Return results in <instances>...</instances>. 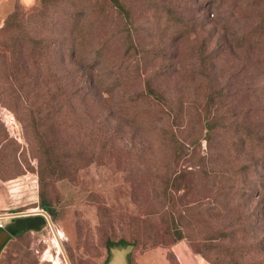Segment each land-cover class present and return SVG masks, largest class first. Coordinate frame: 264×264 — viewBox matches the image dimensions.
<instances>
[{
	"label": "rangeland",
	"instance_id": "obj_1",
	"mask_svg": "<svg viewBox=\"0 0 264 264\" xmlns=\"http://www.w3.org/2000/svg\"><path fill=\"white\" fill-rule=\"evenodd\" d=\"M127 1L129 15L107 0H56L45 14L55 29L15 22L23 36L37 30L66 45L61 54L50 44L59 54L40 76H9L0 50V214L44 201L63 234L58 246L45 219L12 237L0 264H55L48 251L64 264H105L108 240L122 239L132 258L162 249L181 264L171 248L183 241L206 264H264V0ZM38 5L0 0V29L16 8L28 15ZM72 14L89 35L84 63L101 62L97 71L68 54ZM81 72L114 91L91 101L53 94ZM147 80L182 107L177 120L138 99ZM208 97L218 114L209 141ZM168 124L180 126L179 148L160 137ZM195 133L200 143H189Z\"/></svg>",
	"mask_w": 264,
	"mask_h": 264
},
{
	"label": "trees",
	"instance_id": "obj_2",
	"mask_svg": "<svg viewBox=\"0 0 264 264\" xmlns=\"http://www.w3.org/2000/svg\"><path fill=\"white\" fill-rule=\"evenodd\" d=\"M107 1L111 4L114 9H116L117 12L129 15V4L127 0ZM54 3H56V0H39V5L37 7L32 8L31 12L28 15H23L20 10L16 8L5 20L4 25L0 29V50H3V60L1 61V64L6 67L9 76H13V78H19L20 76L27 77L33 75H36V77L40 76V74H42L43 72L42 69L44 68V65L41 66L42 61H44V64H46V62H50L54 58H56L54 54H59L56 50L49 52L50 44H53L54 46L57 45L58 51L61 54H66V45L57 44L56 41H50V44H47V42H45V40L48 39L47 36L41 33L37 34V30H34L35 32L31 35L27 34L23 36L21 31H19L21 27L18 28L19 25H16L17 27L15 28V22L18 23L17 21L21 20L30 25L33 24V27H37V24L43 28L48 29L50 27L52 29L54 27L55 29L57 27V23L55 22L53 24V22L51 21L52 18L48 20V16L45 15L48 11H50L49 9ZM74 11L76 13L78 12L77 9ZM72 15V17L70 16L71 19L69 20V24L66 28V30L68 31L67 36L63 37V39L65 40L68 36L70 38L69 41L71 43L67 45V49H69L68 54L69 56H71V59L74 60L75 63L79 62V64L83 65L89 72H93L94 70L97 71L99 69L98 66L101 62H96L93 65L89 66L88 64L84 63V50L86 47V39L87 37H89V35L85 33V30L77 29L79 18H81L82 16H78V14ZM23 17H25L24 20ZM13 30L18 32H15L10 37H8L7 33ZM94 53L97 55H102L103 51L98 50ZM261 56L262 61L264 62V54L262 53ZM102 62L104 63V61ZM87 66L89 68H87ZM256 69L259 70L260 73H264V65L259 66ZM98 75L99 74L93 76L89 75V73L87 74V72L86 74L85 72H81L79 74L78 81L74 80L64 84L66 88H64V86L62 85L57 86L53 94L58 91H68L66 92V94L69 93V96H67L68 100L72 95H80L81 97H83L84 100L87 101H91L97 96L104 97V95L106 96V94L110 95V93H112V91L114 90L105 86V83H103L101 79L97 78ZM145 86L146 90L141 92L138 99H142V101L147 100L149 102H156V100L159 101L157 103L164 104V106L168 108L169 113L167 114L171 116L173 120H177V113L181 112L182 107H174L173 105L175 103V100H173L171 96H165V93L160 88L155 87L153 83L150 82V80H147L145 82ZM47 93L50 95V90ZM211 102L212 98L208 97L205 102V105L203 106V110L201 111V121L203 122L204 129H206L204 138L208 141L211 140V132L216 127L218 118L216 109H211ZM178 103L180 105L181 101L179 100ZM182 126L185 127V124ZM249 132H251V130L247 128V124L244 122V137L246 141H249L248 139L251 135ZM182 134L183 133L180 130L179 125L168 124L163 127L160 137L163 140L164 144L179 148L180 141L182 142L185 140V138L182 137ZM202 137L203 135L199 136L198 133H195L192 135V138L189 143H194L198 141L200 143V139ZM40 206L42 209H49L48 204L44 201L40 204ZM0 229L2 228L0 227ZM176 230L178 233V239L183 238V231L179 227ZM227 234L228 228H224L220 231L221 237H227ZM107 244L109 250L115 246L122 247L132 245L134 247L133 243H130L123 239L118 242L108 240ZM131 253L129 255V264H133V258ZM107 262L108 260L105 264H107Z\"/></svg>",
	"mask_w": 264,
	"mask_h": 264
},
{
	"label": "crops",
	"instance_id": "obj_3",
	"mask_svg": "<svg viewBox=\"0 0 264 264\" xmlns=\"http://www.w3.org/2000/svg\"><path fill=\"white\" fill-rule=\"evenodd\" d=\"M2 196L0 192V197ZM1 209V208H0ZM43 210L40 207L34 210ZM31 211V210H30ZM18 212L8 210L4 214H11L2 217L5 220V225L0 229V253L3 251L8 242L19 234L25 232H35L40 231L41 228L48 222L47 217L42 213H34L30 215H12ZM171 250L176 254L178 260L181 264H206V262L198 255L194 254L189 246L183 242L179 241L174 244ZM168 250L164 251L162 249L149 250L146 252H138L133 258V264H170L168 257Z\"/></svg>",
	"mask_w": 264,
	"mask_h": 264
},
{
	"label": "water",
	"instance_id": "obj_4",
	"mask_svg": "<svg viewBox=\"0 0 264 264\" xmlns=\"http://www.w3.org/2000/svg\"><path fill=\"white\" fill-rule=\"evenodd\" d=\"M34 213H42L44 214L47 219H48V223L50 225V227L52 228L54 234L56 236L58 235V229L55 227L51 216L49 215V213L45 210H31V211H23V212H18L12 215H27V214H34ZM7 215H11V214H0V217H4ZM60 242V240H59ZM132 252V246L128 245V246H115L112 247L110 249V259L108 260L107 264H129V255Z\"/></svg>",
	"mask_w": 264,
	"mask_h": 264
},
{
	"label": "bare ground",
	"instance_id": "obj_5",
	"mask_svg": "<svg viewBox=\"0 0 264 264\" xmlns=\"http://www.w3.org/2000/svg\"><path fill=\"white\" fill-rule=\"evenodd\" d=\"M34 210V209H33ZM36 210H39V209H36ZM58 232L60 233V235L61 236H63V234H62V231L61 230H59L58 229ZM55 235V234H54ZM65 237V236H64ZM64 239V238H63ZM59 240H60V238H59V236H56L55 235V238H54V242L59 246ZM48 255L50 256V259H51V261H53L55 264H64V262L60 259V257L59 256H54V255H52L51 253H50V251H48Z\"/></svg>",
	"mask_w": 264,
	"mask_h": 264
}]
</instances>
